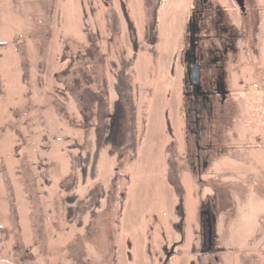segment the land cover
I'll return each mask as SVG.
<instances>
[{
	"label": "rangeland",
	"instance_id": "374dc122",
	"mask_svg": "<svg viewBox=\"0 0 264 264\" xmlns=\"http://www.w3.org/2000/svg\"><path fill=\"white\" fill-rule=\"evenodd\" d=\"M191 1L0 0V264H264V0L226 67L230 95L200 170L182 108ZM121 58L132 60L133 115L114 104ZM104 111L97 176L75 189L99 181L103 196L77 226L60 186L80 178L73 156L94 149ZM130 128L134 159L122 146ZM204 203L215 252L201 247Z\"/></svg>",
	"mask_w": 264,
	"mask_h": 264
},
{
	"label": "flooded vegetation",
	"instance_id": "af4514ba",
	"mask_svg": "<svg viewBox=\"0 0 264 264\" xmlns=\"http://www.w3.org/2000/svg\"><path fill=\"white\" fill-rule=\"evenodd\" d=\"M230 1L234 5V15L240 18L238 23L232 22L231 15L227 17L220 0L191 1L186 17L187 43L181 56L183 123L194 146L189 158L199 170L206 167L212 154L213 121L230 95L226 67L239 50L237 42L245 40L248 28L257 18L256 0ZM201 207V247L215 252V214L208 204Z\"/></svg>",
	"mask_w": 264,
	"mask_h": 264
},
{
	"label": "trees",
	"instance_id": "16d2710c",
	"mask_svg": "<svg viewBox=\"0 0 264 264\" xmlns=\"http://www.w3.org/2000/svg\"><path fill=\"white\" fill-rule=\"evenodd\" d=\"M122 9L124 11L126 20L129 27H132V21L128 17L127 9L125 8V3H121ZM89 41L91 42V36L88 34ZM92 44L86 48V53H91ZM131 59L121 58L119 63V68L115 72L114 89L116 93V100L114 102L116 111L117 108L125 104L131 115L135 111V107L132 100V85L130 75L127 72V68L132 65ZM112 66L116 68V64L113 62ZM102 96L106 97L107 89L103 86ZM102 96L95 98L101 101ZM104 122L101 126H96L95 128V147L92 151L87 152L83 155L81 152H77L73 156V163L80 173V178L78 179L77 174L73 173L69 178L61 183V190L63 192V202L65 203L64 216L68 223H75L77 226L82 225V218L86 213L93 214L95 209L99 206V200L103 196V185L101 182L97 181L93 184L83 196H78L75 192L77 184L79 182L84 183V181L89 178H95L97 176V158L99 151L102 146L108 141V135L111 132V122L110 114L107 111L103 112ZM142 137V136H141ZM139 139L135 136L134 128H130V136L126 139H122V146L128 152L130 159H134L137 153V146L139 145Z\"/></svg>",
	"mask_w": 264,
	"mask_h": 264
}]
</instances>
